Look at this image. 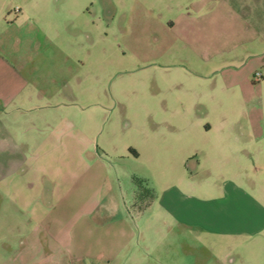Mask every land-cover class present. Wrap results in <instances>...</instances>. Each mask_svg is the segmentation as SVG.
Masks as SVG:
<instances>
[{"label":"crops","instance_id":"1","mask_svg":"<svg viewBox=\"0 0 264 264\" xmlns=\"http://www.w3.org/2000/svg\"><path fill=\"white\" fill-rule=\"evenodd\" d=\"M12 16L5 29L15 35L0 41V264H186L188 250L206 240L264 246V203L246 169L253 161L264 169V130L251 118L259 106H241L248 123H168L170 136L150 140L147 201L134 177H149L131 175L127 195L105 149L62 186L43 164L57 144L69 148L83 115L71 99V62L13 58L12 43H34L35 19L21 5ZM162 54L181 68L172 85L179 104L160 110L192 113L189 98H207L208 114L223 119L221 97L264 96V0L188 1L164 32Z\"/></svg>","mask_w":264,"mask_h":264},{"label":"rangeland","instance_id":"2","mask_svg":"<svg viewBox=\"0 0 264 264\" xmlns=\"http://www.w3.org/2000/svg\"><path fill=\"white\" fill-rule=\"evenodd\" d=\"M188 1L39 0L33 5V0H0V41L15 35L5 29V24L13 18L17 6L29 9L35 19L31 26L34 43H12L9 47L13 58L30 63L39 59L71 62V99L82 108L83 115L76 117V129L67 141L69 148L62 143L53 147L55 158L44 161L45 174L58 175L63 186L74 171L77 175L83 173L95 148L100 155L105 149L128 195L134 173L146 174L149 180L144 187L154 189L155 181L148 169L150 140L170 136V122L248 123L247 108L259 106L260 111L253 112L251 118L264 130V96L251 97L246 102L238 97H221V105L229 108L222 113L223 119L208 114L207 98L196 103L190 97L187 104H195L198 109L192 113L160 110L159 106L179 104L172 85L173 74L181 66H170L166 54H160L164 51L166 28L172 24L176 10ZM85 121L87 129L83 130ZM82 137L91 139L92 146L82 142ZM43 149L51 152L49 145ZM260 163L250 162L246 169L253 180L250 189H258L253 195L264 203V169L258 168ZM203 246L188 250L186 264H264V246L260 242L206 240ZM147 253L152 260L153 249ZM136 263L147 264L142 259Z\"/></svg>","mask_w":264,"mask_h":264},{"label":"trees","instance_id":"3","mask_svg":"<svg viewBox=\"0 0 264 264\" xmlns=\"http://www.w3.org/2000/svg\"><path fill=\"white\" fill-rule=\"evenodd\" d=\"M134 183L137 187V198L138 199L144 198V199H146V201L149 200L151 198L152 194H151V190L149 188L144 187L145 182L140 178L134 177Z\"/></svg>","mask_w":264,"mask_h":264},{"label":"built area","instance_id":"4","mask_svg":"<svg viewBox=\"0 0 264 264\" xmlns=\"http://www.w3.org/2000/svg\"><path fill=\"white\" fill-rule=\"evenodd\" d=\"M260 76H261L260 71H255V72H254V77H256V79H257V78H260Z\"/></svg>","mask_w":264,"mask_h":264}]
</instances>
